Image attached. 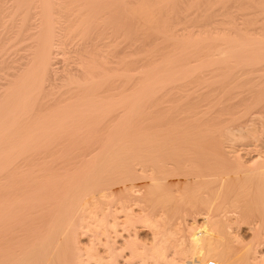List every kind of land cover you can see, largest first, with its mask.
Segmentation results:
<instances>
[{"label":"bare ground","instance_id":"obj_1","mask_svg":"<svg viewBox=\"0 0 264 264\" xmlns=\"http://www.w3.org/2000/svg\"><path fill=\"white\" fill-rule=\"evenodd\" d=\"M0 69V264H264V0H0Z\"/></svg>","mask_w":264,"mask_h":264},{"label":"rangeland","instance_id":"obj_2","mask_svg":"<svg viewBox=\"0 0 264 264\" xmlns=\"http://www.w3.org/2000/svg\"><path fill=\"white\" fill-rule=\"evenodd\" d=\"M240 12V11H239ZM238 12V13H239ZM238 21H240V20H238ZM21 44H23V43H21ZM20 43H16V42H14L13 43V45H14V48L13 49H15L14 50V53H13V49L11 50V54L9 53V52H6L7 54H8V56H6V53L4 52L3 53V55H5L4 57H12L11 59H13V57H14V59L15 58H17V57H19L22 53H24V51L23 50H21V49H19L20 48V45H21ZM13 45H11V47H13ZM15 46H19V47H17V49L15 48ZM9 51H10V48H9ZM17 51V52H16ZM16 56V57H15ZM57 56V58H55ZM54 58L55 59H53V60H55V61H53L54 62V64H55V67H58V66H60L61 67V65H64V63H65V59H64V62H63V57L65 56V55H60L59 53L56 55ZM62 56V58H60ZM61 59V60H59V59ZM65 58H66V56H65ZM56 60H57V62H58V64H57V62H56ZM59 60V61H58ZM1 70V69H0ZM3 72V75H4V71H10V70H2ZM1 72V71H0ZM0 75H1V73H0ZM2 75V76H3ZM2 76H0V82H2ZM4 80V79H3ZM192 219H191V217L188 219V221L191 223L192 221H191ZM196 220L199 222V223H201V220H202V218H200V217H196ZM147 226L145 225L144 226V224H140V225H138L137 226V232H138V237H139V239H140V241H142L141 243L142 244H144V245H147V246H149L151 243L150 242H152V237H153V235H152V229L150 230V227L148 228H146ZM246 233V234H245ZM244 234H245V238L246 239H248V237H250L249 235H248V233L247 232H245ZM83 241H85V240H83Z\"/></svg>","mask_w":264,"mask_h":264}]
</instances>
